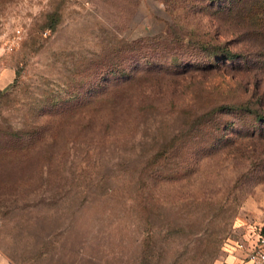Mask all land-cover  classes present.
I'll list each match as a JSON object with an SVG mask.
<instances>
[{
  "label": "rangeland",
  "instance_id": "1",
  "mask_svg": "<svg viewBox=\"0 0 264 264\" xmlns=\"http://www.w3.org/2000/svg\"><path fill=\"white\" fill-rule=\"evenodd\" d=\"M263 230L264 0H0L12 263L224 264Z\"/></svg>",
  "mask_w": 264,
  "mask_h": 264
},
{
  "label": "built area",
  "instance_id": "2",
  "mask_svg": "<svg viewBox=\"0 0 264 264\" xmlns=\"http://www.w3.org/2000/svg\"><path fill=\"white\" fill-rule=\"evenodd\" d=\"M237 249L242 251L245 258L253 264H264V235L258 234L256 241L248 247V244L239 242Z\"/></svg>",
  "mask_w": 264,
  "mask_h": 264
},
{
  "label": "crops",
  "instance_id": "3",
  "mask_svg": "<svg viewBox=\"0 0 264 264\" xmlns=\"http://www.w3.org/2000/svg\"><path fill=\"white\" fill-rule=\"evenodd\" d=\"M239 251V250H238ZM0 264H14L12 261L6 257L1 251H0ZM224 264H253L251 261H248L245 258V255L240 253L237 254H227Z\"/></svg>",
  "mask_w": 264,
  "mask_h": 264
},
{
  "label": "trees",
  "instance_id": "4",
  "mask_svg": "<svg viewBox=\"0 0 264 264\" xmlns=\"http://www.w3.org/2000/svg\"><path fill=\"white\" fill-rule=\"evenodd\" d=\"M261 234H263V235H264V230H263V231H261Z\"/></svg>",
  "mask_w": 264,
  "mask_h": 264
}]
</instances>
